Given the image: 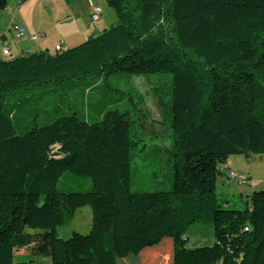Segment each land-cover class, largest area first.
<instances>
[{"label": "trees", "instance_id": "1", "mask_svg": "<svg viewBox=\"0 0 264 264\" xmlns=\"http://www.w3.org/2000/svg\"><path fill=\"white\" fill-rule=\"evenodd\" d=\"M106 1L116 22L102 33L0 60V264H127L118 249L165 240L171 264H264V190L244 209L218 196L232 156L264 155V0ZM142 76L171 77L152 90L172 129L170 191L131 189L139 102L118 85ZM75 80L79 103L60 93ZM16 91L28 95L5 105ZM66 173L91 188L59 192ZM83 207L90 232L60 238ZM194 223L212 226L213 246L187 247Z\"/></svg>", "mask_w": 264, "mask_h": 264}, {"label": "rangeland", "instance_id": "2", "mask_svg": "<svg viewBox=\"0 0 264 264\" xmlns=\"http://www.w3.org/2000/svg\"><path fill=\"white\" fill-rule=\"evenodd\" d=\"M83 81L75 80L61 87L60 93L71 102L83 88ZM116 79L111 78L110 84L115 85ZM170 76L133 77L129 82L123 81L118 88L128 91L138 107L133 110L134 126L132 132L140 140L137 148L131 151L132 191H170L172 189L171 162L166 151L172 145V129L166 124L157 106V100L152 90L155 85H162L169 91ZM112 85V86H113ZM26 91H16L6 97L5 105H10ZM130 97H128L129 99ZM140 99V101H139ZM132 107L134 106L129 103ZM80 108V104H78ZM233 171L240 176H250L248 185H238L227 179V173ZM223 175L218 179V196L220 203L231 202L239 209L246 207L248 197L255 191L264 190V155L251 157L232 156ZM91 180L86 177L66 173L58 184V191H86L91 188ZM92 211L90 207L77 210L74 219L58 229L62 239H69L74 233L87 235L90 232ZM188 248L210 247L215 244L214 232L211 225L194 223L188 227Z\"/></svg>", "mask_w": 264, "mask_h": 264}, {"label": "crops", "instance_id": "3", "mask_svg": "<svg viewBox=\"0 0 264 264\" xmlns=\"http://www.w3.org/2000/svg\"><path fill=\"white\" fill-rule=\"evenodd\" d=\"M95 7L102 10L97 21L92 20ZM115 22V13L106 0H27L22 3L10 0L6 10L0 12V60L9 59L3 56L5 44L12 59L41 51L54 52L57 47L68 49L78 46L109 29ZM17 27L25 29V38L18 37ZM34 35L40 37L33 40ZM171 246V241L165 240L162 246L146 249L138 257L118 249V262L171 264ZM33 264H52V261L34 258Z\"/></svg>", "mask_w": 264, "mask_h": 264}, {"label": "built area", "instance_id": "4", "mask_svg": "<svg viewBox=\"0 0 264 264\" xmlns=\"http://www.w3.org/2000/svg\"><path fill=\"white\" fill-rule=\"evenodd\" d=\"M18 2H21L22 0H16ZM101 8L99 7H95L93 8V12H92V20L97 21L99 20L100 16H101ZM17 35L19 38L23 39L25 38V29L22 27H17ZM40 36L39 35H34L32 36L33 40H37ZM57 51H60L61 48L57 47L56 48ZM3 56L5 58H10L12 55L10 53V49L9 47L5 44V47L3 48ZM227 179H230V181H232V183H236L238 185H248L249 184V179L245 176H240L237 173L233 172V171H229L227 173ZM24 255H19L17 257H23Z\"/></svg>", "mask_w": 264, "mask_h": 264}]
</instances>
